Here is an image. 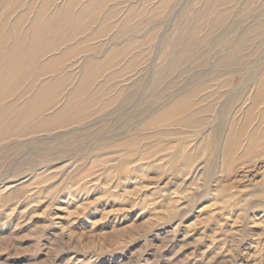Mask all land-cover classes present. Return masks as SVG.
Returning a JSON list of instances; mask_svg holds the SVG:
<instances>
[{
    "label": "rangeland",
    "instance_id": "obj_1",
    "mask_svg": "<svg viewBox=\"0 0 264 264\" xmlns=\"http://www.w3.org/2000/svg\"><path fill=\"white\" fill-rule=\"evenodd\" d=\"M205 1L0 0V264H264V0Z\"/></svg>",
    "mask_w": 264,
    "mask_h": 264
},
{
    "label": "bare ground",
    "instance_id": "obj_2",
    "mask_svg": "<svg viewBox=\"0 0 264 264\" xmlns=\"http://www.w3.org/2000/svg\"><path fill=\"white\" fill-rule=\"evenodd\" d=\"M230 1H234V0H230ZM230 1H228L227 3H224L221 7H224L225 5H228V3L230 2ZM205 2H207L208 3V0H206ZM208 6H209V4H206L205 6H204V8H203V6H202V10L204 11V12H198L197 13V15L199 16L200 14H202V13H205L207 10H208ZM85 13H86V9L84 10V14L83 15H85ZM220 15H224L223 14V11H221L220 12V14L218 15V16H216V18H219L220 17ZM82 16V14H80V17ZM222 16H221V19L220 20H212L210 23V28H209V30H208V35L207 36H205L204 38H203V40L204 39H209V37H210V35H211V32L214 30L213 28L214 27H216V25L218 24V23H220L221 22V20H222ZM192 18H194L195 19V17H192ZM194 23H195V21H194ZM189 24L186 28H185V38H184V40L182 41V43H185V45H186V47L188 46V44H190L191 42L193 43V45L195 46L194 47V49L196 50V52H199L200 51V45H195V43H194V41L192 40V34H191V32L190 31H192V29L194 28V27H196L195 26V24ZM218 26V25H217ZM256 26H257V28H256V30L257 29H260L259 28V24L257 23L256 24ZM256 26H253V28H255ZM264 26V25H263ZM207 26H206V24L204 23V30H205V28H206ZM229 32V31H228ZM258 38V37H257ZM181 40V38H180V35H178L177 36V38H176V40H175V44L176 45H178V42ZM206 40V41H207ZM246 40V39H245ZM245 40L243 39L242 41H240V43L238 44V48L237 49H235V50H233V52L232 53H230L229 54V56H227V58L226 59H224L223 61H220V64L221 65H225V63H226V66H231V65H233V64H235V63H239V61H241L240 60V58L239 57H237V55H239L240 56V45H243L244 43H245ZM205 41V40H204ZM203 41V42H204ZM203 42H200L199 44H202ZM221 44V43H220ZM219 44V45H220ZM4 45H5V42H3V40H0V52H1V54H2V51H3V49H4ZM13 49V48H12ZM174 48H172V50H173ZM195 50H193L194 52H195ZM10 52V51H9ZM174 52V51H173ZM40 55H42L41 53H39ZM192 55V54H191ZM9 56V55H8ZM7 56V57H8ZM35 56L36 55H34V58H35ZM193 56V55H192ZM9 61V57H8V60H7V62ZM7 68H10V66H8ZM89 69H91V67H89ZM9 69H7L6 71H4V72H1L0 73V104H2V103H4L5 101H9L10 100V98L6 95V92H8L7 91V88H8V86H9V80H10V78H9V75H10V73H11V69L8 71ZM92 74V72H91V70H88L87 69V73H86V75H88V76H86V78H87V80H84L82 83H85L83 86H82V83H81V85H80V87H81V89H80V87H79V89H80V92H82V90H85L86 88H87V81H88V79L90 78V76L89 75H91ZM24 84V83H23ZM23 84H21L19 87H17L14 91H13V93H15L16 91H18V89H20L21 88V86L23 85ZM79 89H77L76 91H74L72 94H71V97H70V100H72L73 98H75V96H76V94H77V92L79 91ZM11 94L12 96L14 95V94ZM11 96V97H12ZM42 98V96H37L35 99H34V101H38L39 99H41ZM17 103V102H16ZM50 104V103H49ZM48 104V105H49ZM12 105H15V103L13 104V103H11V101H9V102H7L6 104H5V108H4V110L3 111H1L0 110V139H1V137L3 136V135H6L7 134V131H8V129H9V132H11L12 130H15L16 131V133H21V131H19L18 130V128L17 127H19V126H21V124L19 123V122H17V124H16V126H14V127H11V126H9V125H7V124H5L4 122H3V120H1V117L3 116L2 115V113L3 112H6V113H8L9 111H11V108H12ZM28 105L30 106V107H28V109L30 110H32L33 108H35V106H36V104L32 101H30L29 103H28ZM47 105V106H48ZM70 105V107L71 108H73L74 107V105L72 106V104H69ZM69 105H67L66 104V106L64 107V109L67 107V106H69ZM46 106V107H47ZM177 106V105H176ZM45 107V106H44ZM43 107V108H44ZM16 108V107H15ZM15 108L13 109V112H14V110H15ZM19 112V111H18ZM31 112V111H30ZM29 112V113H30ZM24 113H25V116H24V122L25 121H31V117H32V122H34V118L35 119H40V118H42L43 116H45L44 114H45V112H44V110H40L39 111V109L38 110H33V114L32 113H30V115L29 116H27L29 113L27 112V109L26 110H24ZM262 114V113H261ZM8 115V114H7ZM9 116V115H8ZM37 116V117H36ZM22 119V118H21ZM30 119V120H29ZM43 119H44V117H43ZM260 121V120H259ZM23 122V123H24ZM36 128V127H35ZM2 140H0V142H1Z\"/></svg>",
    "mask_w": 264,
    "mask_h": 264
}]
</instances>
